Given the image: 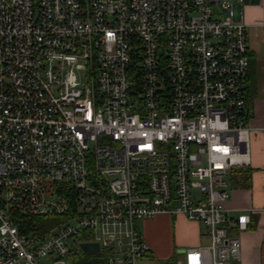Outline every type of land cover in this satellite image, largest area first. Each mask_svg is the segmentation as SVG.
Masks as SVG:
<instances>
[{
  "label": "built area",
  "instance_id": "obj_1",
  "mask_svg": "<svg viewBox=\"0 0 264 264\" xmlns=\"http://www.w3.org/2000/svg\"><path fill=\"white\" fill-rule=\"evenodd\" d=\"M244 3L0 0V264H66L74 245L136 264L151 249L137 221L160 214L206 227L181 264L240 259L230 231L249 215H227L226 174L264 131ZM13 211L60 221L23 233Z\"/></svg>",
  "mask_w": 264,
  "mask_h": 264
},
{
  "label": "crops",
  "instance_id": "obj_2",
  "mask_svg": "<svg viewBox=\"0 0 264 264\" xmlns=\"http://www.w3.org/2000/svg\"><path fill=\"white\" fill-rule=\"evenodd\" d=\"M244 22L247 24L246 38L249 45V67L245 78L247 89V99L254 110V126L264 125V89L263 96L257 97L255 83L252 79V66L254 62L261 61L264 76V46L262 44V34L264 24V0H245ZM257 97V98H256ZM249 162L240 166L232 167L226 174L230 196L224 207L230 217L237 216L238 213H247L249 222L245 230L231 229V234L240 239V259L233 264H264V131L253 130L249 139ZM177 222V244L169 246H159L153 244L151 237L145 235L150 253L139 259L136 264H143L150 260L151 254H159L169 258L177 256V264L182 263V250L188 247L205 245L200 243L201 236L207 237L200 232V223L188 220L182 215H156L146 219L148 225L151 222H161L167 229ZM177 252V254H176ZM175 256V257H176Z\"/></svg>",
  "mask_w": 264,
  "mask_h": 264
},
{
  "label": "rangeland",
  "instance_id": "obj_3",
  "mask_svg": "<svg viewBox=\"0 0 264 264\" xmlns=\"http://www.w3.org/2000/svg\"><path fill=\"white\" fill-rule=\"evenodd\" d=\"M252 79L254 81V85L256 87L257 93H254V95L256 94L257 97L263 96V89H264V76H263V69H262V64L261 61L259 62H254L253 66H252ZM256 97V98H257ZM254 110L251 111V115L254 116ZM254 121V119H253ZM90 150L92 151L94 148V145L92 143H90L89 145ZM228 176V175H227ZM226 176V179H227ZM47 201H54L57 202L58 201V197L56 196H47L45 198ZM170 216V215H169ZM174 216V215H172ZM60 221L59 218H57V220L55 222H53V224H55L56 222ZM175 224L172 225L171 228L167 229L168 227V223L165 225L161 222H151V224L148 225L146 220H139L137 221V226L138 229L140 230L141 233H143L142 235H148L151 237V240L153 241V244L159 245V246H169V245H173V244H177V232L179 229L177 228V222L176 219H174ZM203 225V224H202ZM49 228V227H48ZM206 230L205 225L200 227V232L204 233V231ZM82 239V236H78L77 238H74L73 241H77L76 243H78V240ZM146 239V238H145ZM147 240V239H146ZM200 243L201 244H208L209 243V237H205V236H201L200 239ZM75 250L72 251V254L66 258V264H72L73 262H77L78 259V253H77V245H74ZM150 253V252H149ZM177 254V252H176ZM152 256H150V260H146V262H144L143 264H162L163 262H165L168 258H166L165 256L159 254L158 252H154L151 254ZM87 256L92 257V254H88ZM176 256V255H175ZM177 258V256H176Z\"/></svg>",
  "mask_w": 264,
  "mask_h": 264
},
{
  "label": "trees",
  "instance_id": "obj_4",
  "mask_svg": "<svg viewBox=\"0 0 264 264\" xmlns=\"http://www.w3.org/2000/svg\"><path fill=\"white\" fill-rule=\"evenodd\" d=\"M250 101L248 100V107ZM14 221L18 224L21 232L23 233H40L53 225V222L57 220L54 216H29V215H20L16 211H13ZM107 252V251H105ZM87 253H83L78 256L77 262L75 264H97L98 261L93 259V257L87 256ZM162 264H177L176 257L170 256Z\"/></svg>",
  "mask_w": 264,
  "mask_h": 264
},
{
  "label": "water",
  "instance_id": "obj_5",
  "mask_svg": "<svg viewBox=\"0 0 264 264\" xmlns=\"http://www.w3.org/2000/svg\"><path fill=\"white\" fill-rule=\"evenodd\" d=\"M81 247L84 251H97L98 244L95 242H83L81 243Z\"/></svg>",
  "mask_w": 264,
  "mask_h": 264
}]
</instances>
